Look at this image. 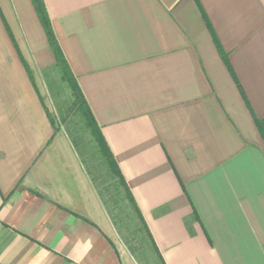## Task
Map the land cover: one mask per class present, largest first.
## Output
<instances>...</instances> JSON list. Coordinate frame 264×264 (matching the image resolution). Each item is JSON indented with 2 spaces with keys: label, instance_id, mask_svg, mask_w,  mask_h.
I'll list each match as a JSON object with an SVG mask.
<instances>
[{
  "label": "crops",
  "instance_id": "0c3cea01",
  "mask_svg": "<svg viewBox=\"0 0 264 264\" xmlns=\"http://www.w3.org/2000/svg\"><path fill=\"white\" fill-rule=\"evenodd\" d=\"M43 1L149 264H264V0ZM46 37L0 0V264H142L48 117Z\"/></svg>",
  "mask_w": 264,
  "mask_h": 264
},
{
  "label": "rangeland",
  "instance_id": "374dc122",
  "mask_svg": "<svg viewBox=\"0 0 264 264\" xmlns=\"http://www.w3.org/2000/svg\"><path fill=\"white\" fill-rule=\"evenodd\" d=\"M60 76L56 69H48L44 72L43 84L47 110L55 125L65 130L75 144L96 188L107 203L106 207L118 224L120 233L135 248L141 263L149 264L152 259L150 247L147 245L144 232L138 228L137 216L129 206L125 191L119 187L117 180L101 158L92 133L87 127L86 116L74 104L73 91Z\"/></svg>",
  "mask_w": 264,
  "mask_h": 264
},
{
  "label": "trees",
  "instance_id": "16d2710c",
  "mask_svg": "<svg viewBox=\"0 0 264 264\" xmlns=\"http://www.w3.org/2000/svg\"><path fill=\"white\" fill-rule=\"evenodd\" d=\"M33 4L35 6V9L37 11V14L42 22V25L44 26L46 35L48 38V42L51 46V49L53 50V53L55 55L56 58V63L54 66V69L57 70V72L59 74H61V79L65 82L68 83V85L70 86L71 90L73 91L74 95H75V102L74 104L76 105L77 109L81 110L84 115L86 116V123H87V127L88 129H90L92 136L94 138V142H96L97 148L99 150L100 156L103 159V161L105 162V164L108 166L109 168V172L112 174V176L115 178V180H117V183L119 184L120 188H123V190L126 193V198L128 199V201L131 204H135L134 203V199L132 194L130 193V189L128 188V185L125 181V178L120 170V168L118 167V164L116 162V160L114 159V155L109 147V145L107 144L103 133L101 131V128L99 127V124L97 123V121L95 120V117L93 115V113L91 112L89 105L77 83V80L71 70V67L67 61V58L64 54V52L62 51V48L60 46V43L58 41V39L56 38V34L54 32L52 23H51V19L50 16L47 12V8L46 5L44 3L43 0H32ZM223 58L225 60L226 56L223 55ZM48 117L50 118L53 126L55 127V130H57L58 128L56 127L51 115L48 112ZM255 122L257 123V125L259 126L260 129L264 128V121L255 118ZM118 190V189H117Z\"/></svg>",
  "mask_w": 264,
  "mask_h": 264
}]
</instances>
